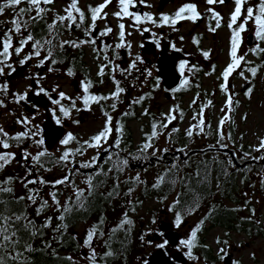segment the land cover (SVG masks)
I'll return each instance as SVG.
<instances>
[{
	"label": "rangeland",
	"instance_id": "rangeland-1",
	"mask_svg": "<svg viewBox=\"0 0 264 264\" xmlns=\"http://www.w3.org/2000/svg\"><path fill=\"white\" fill-rule=\"evenodd\" d=\"M69 0H54V4H52L48 9H51L46 14L49 19L54 20L57 15H66L64 12L65 7L69 5ZM258 0H247L245 4V9L247 6H252ZM2 2V0H0ZM103 0H78V7H80L85 13L89 12V5L95 6L102 3ZM195 3L198 6V11L202 13V11L207 10L206 8L209 5L206 4L205 0H146L145 4H141L139 0H134L133 4L129 6V11L134 13H139L141 16L143 13H149L153 15V17L157 20L156 24L151 23L150 21H146L141 23L140 25L133 26L134 20L131 17H123L117 18L113 15L116 11L120 10V6L118 4V0H112V3L104 10L108 13L106 19H98L96 23V29L98 31L103 30L105 27H111L113 29L112 33L107 35L108 41L110 45L115 41H119V28L118 25L123 23L125 25V37L124 43L125 45L130 44L131 47H122L117 48V52L120 55L116 60L121 61V65L116 72H114L113 76H116L120 81V87L124 88L125 91L122 92L116 103L115 110L112 109L110 115L112 116V133L110 134L106 145L108 146L110 141L114 138L116 134L115 125L117 123V116L120 111L126 110L130 107L133 100H135L138 96H141L144 92L151 90L150 97L146 100V104L140 106L137 109L139 114L143 116L128 120L131 130L133 132L132 137L134 139V147L138 148L140 142L142 141L143 134L141 126L142 123L147 121L146 115H144V109L150 108L152 111L157 113V116L160 117V109L169 112L174 106L182 105L187 109L186 114L182 119L179 120V111L176 112L177 120L181 121L180 126L183 130H187L189 126L195 121H193L192 117L199 111V105L204 102L207 105L209 100L212 101V104L205 108L204 110V119H205V130L208 126H212V129H217L219 120L224 113L221 112L223 108L225 112L228 111L226 107V98L228 93H225L221 88L220 84L223 83L222 72L227 67L228 63H230V35L231 29L228 27V23L230 21V14L234 10L235 4L234 0H225L223 5L217 4L211 7L214 8L215 11L221 14V27L218 28L214 33L210 31V27L215 26V21L211 20L210 16H207L200 21L192 22L189 20L181 21L175 26L171 24H161L160 17L161 14H173L180 6L185 3ZM139 3L142 7L141 12H137L135 9V4ZM23 4V3H22ZM21 4V5H22ZM150 5V6H147ZM161 5V6H160ZM44 6V5H41ZM14 10V9H13ZM11 8H8L4 11L2 15L4 19L11 17L14 13ZM33 10L32 12H34ZM103 15V13H102ZM87 25L90 24V14L87 15ZM243 17H241V20ZM239 22V21H238ZM68 25V24H67ZM65 24V26H67ZM254 25V24H253ZM10 26H4L0 24V35L9 28ZM79 28V27H78ZM83 28V27H81ZM149 29V31H143V29ZM163 29V30H162ZM27 32L23 34L26 35ZM81 32L78 31H66L59 35V38H55V34L52 35V41L56 42L58 45L61 41L72 39L73 36H77ZM129 33H131L129 35ZM247 30L242 33V45L240 46V50H238V55H244L247 53L245 59L250 56L249 54V46L246 39ZM93 37H96V34L92 33ZM181 37L183 39L181 40ZM19 35H13V45H17V40L19 39ZM194 38L199 40V44L194 43ZM148 40L159 41L158 49L155 52H152V47L146 48V43ZM82 41V40H81ZM258 42L254 45H256ZM264 43V42H263ZM260 43V44H263ZM175 44L176 48H172L171 45ZM83 47L86 49V57L85 60L91 65V72L97 77V64L95 61H101V57L97 59V55L94 51V46L91 44H83ZM98 46V44L96 45ZM31 47L26 46L24 51L19 55L12 54L11 59L8 61L15 67L16 71L9 74L10 69L5 68V74L0 76V85L7 84L8 90L5 94H1L0 92V100L4 101V106H0V127H2L6 132L10 133L16 130L26 131L29 126L16 123L18 118L28 117L32 121V125H38L40 129V135H42L43 139V124L47 120H51L56 123V117H61L62 121L60 124L63 125V132L66 136L67 133H72L75 140L69 143L70 146H75L76 143L83 144L84 141L90 140L92 134L103 129L105 125L106 117L104 116L103 109L99 108L96 103H93L89 109L84 110L80 108V97L81 93H84L82 89H78L77 78L78 76H82L83 74H78V71H73L74 75L69 76L68 71L65 68V64H61L58 67H53L50 62H46L45 66L37 67L39 60L41 57H34L29 60L26 64L20 65L19 61L25 57L26 53L30 52ZM148 49V50H147ZM163 50L164 53L168 54L173 50L179 51L177 57L188 55L192 60L200 64L203 68L201 69V78L198 80L197 74L194 75L193 70L188 69L185 71V74H189V81H194L198 83L200 88H193L191 90L183 92L180 96H176L175 94L167 95L165 88H154L153 83L151 81V76H148L146 73V69L150 70L152 75L157 73V69L155 67V62L157 55L160 51ZM204 51H209L210 55L208 58L203 56ZM157 53V54H156ZM139 56L141 61H136V57ZM149 57L150 61L147 60ZM17 59V60H16ZM136 61V68L130 69L132 72H122V69H129L131 63ZM143 64L147 67L143 68ZM213 66H215V71H213ZM243 62L240 68L236 69L230 76L228 80V89L229 93L233 95V105L230 113L231 119L225 122L224 125V134L226 140L224 144L227 145L226 148L234 151H238L240 146L243 144H250L252 148L259 145L260 138H264V67L257 72V75L253 78L249 72H244L245 77L248 80H252L253 91L250 96L245 95V90L250 87L243 88L246 80L239 75V72L243 69ZM55 69L54 71H49V68ZM153 69V71L151 70ZM187 70V68L185 69ZM192 72V73H191ZM211 72V75H207L206 73ZM37 74L40 77H43L39 80V84L36 83V79H38ZM107 76L105 77V79ZM104 79L100 89L108 91L114 87V83L108 82ZM34 82V88L32 84ZM43 87L46 89L47 93L51 95L53 99L59 98V92L63 91L67 97H71V100H63V103L72 104V100L76 102L75 109L72 108L69 117L61 116L62 113L59 112V105H53L51 100L49 99V95L40 94L39 96L43 97V100L46 98L47 102L44 105H39L40 107H35V111H29L25 108V102H28V98L24 101L16 103L14 100L15 94H23L24 92L30 93L31 91L37 93L38 89ZM55 89V91H53ZM95 92H99L95 90ZM199 94V98L196 101V104L193 105L192 101ZM45 99V101H46ZM239 101L237 105L236 101ZM106 103L110 98L105 100ZM30 105L32 102L29 101ZM53 109H55V116L53 115ZM102 110V111H101ZM60 114V115H59ZM245 115L247 119H244ZM74 118H76L74 120ZM74 121H79V123H74ZM230 121H234L236 135L234 137V141H231L227 134V123ZM174 123V122H172ZM166 130V129H165ZM161 135H159L158 140L154 142L155 149H160L155 155H160L164 149H169L171 143L164 136L165 131H161ZM63 135V136H64ZM209 133H201L194 134V138L191 144L201 145L203 146V142L205 140V145L217 146L218 141L212 138ZM31 140V138H29ZM44 140V139H43ZM45 141V140H44ZM45 146L46 143H44ZM105 145V144H104ZM50 151L58 154L63 148L64 145H61L60 140L58 139L52 146H47ZM192 147V146H190ZM188 147V148H190ZM29 149V151L38 150V147L34 144V142H30L25 146L13 145L10 149L11 152L16 154L15 159L10 163L12 165H16L18 163V156L22 160V151ZM71 149V148H69ZM75 149L76 148H72ZM101 148H87V150L81 155L80 153L73 154V162L76 160L83 161L84 163H88L86 161L91 162L93 157H96V154L99 152ZM2 150V149H0ZM227 153L228 150H223ZM31 153V152H30ZM147 153V152H146ZM153 155V151L149 149L148 155ZM140 155V153H137ZM230 154V153H229ZM235 155V154H234ZM264 155V150L260 152H256L252 156H261ZM150 156V155H149ZM236 158V157H235ZM148 159L146 157L144 160ZM237 160V158H236ZM129 162L130 159H128ZM262 161V160H259ZM70 162V161H69ZM68 162L67 168H71L73 162ZM129 166H125V172L128 175L136 176L139 174L142 176H152L155 172L161 167V165H157L156 167L144 166L141 168H137ZM66 168H59L54 171H48L47 174L49 176H54L62 173ZM69 170V169H66ZM67 175L66 173H64ZM264 174V166H262L256 173L251 174L252 178H256ZM26 172L22 171V174L19 178L25 177ZM30 176L27 177V179ZM72 182L80 187L86 185V178L83 177L81 172L75 173L74 177L71 178ZM21 183V182H19ZM258 182L256 181L253 186H257ZM72 185V184H70ZM64 197V196H63ZM252 203L254 204L255 212L253 215L264 222V195L259 192H254L251 195ZM156 207L155 217L152 219V226H148L149 223L148 218L150 219V209ZM135 217V226H137V230H135V235H139L140 244H141V255L135 261V264H144V261L149 262L151 256L159 249L157 245L164 243L167 241L164 232L167 230H162L160 228V223L163 220L173 221L175 216L174 212L171 210H167L162 206L161 203H158L154 200H148L146 204L138 210L137 213L132 214ZM137 217V218H136ZM195 219V217H194ZM187 217L181 218V224L177 227L175 225V229L180 233V238L177 243L172 244L168 242L163 248L167 254H170L173 257L174 264H201L197 260H193L187 258L185 256L186 248L180 244L181 240L188 239L190 237L192 228L194 227L195 220ZM88 223L79 222L77 224V233L81 236L84 235V232L87 228ZM142 228L144 229L142 232ZM151 230V231H150ZM150 231V232H149ZM159 233L160 236L156 237ZM141 234V235H140ZM202 235L205 237L207 241L214 247L216 252H219L221 247H225V250L228 254H231V260L241 259L244 264H264V239L259 236H251L246 234L245 232L230 230L226 232L222 226L216 225L211 226L207 224L206 229L202 230ZM143 237V239H141ZM150 239H149V238ZM222 237L221 241H228V245L230 247L225 246L223 243L218 244L217 238ZM85 240V238H84ZM151 241V243H149ZM84 245V242H83ZM97 248L99 246L98 239L92 242V247ZM86 247L85 251L89 252V248ZM178 252V258L173 254ZM253 253L255 256L253 257ZM83 255V253H81ZM225 259V258H224ZM224 259L219 261V264H224ZM203 264V263H202Z\"/></svg>",
	"mask_w": 264,
	"mask_h": 264
},
{
	"label": "trees",
	"instance_id": "trees-1",
	"mask_svg": "<svg viewBox=\"0 0 264 264\" xmlns=\"http://www.w3.org/2000/svg\"><path fill=\"white\" fill-rule=\"evenodd\" d=\"M50 6L51 5H44L42 7L48 9ZM18 7H28V5L23 3ZM13 11L15 12V9ZM2 15H0V21H10L13 18L14 13L11 17L6 19H4ZM29 15L34 16L36 15V12L34 11L30 14H26L23 18L28 19ZM50 23H53V20L49 19L48 15L46 14L44 20L30 25L31 32L34 37L36 39H41L42 42L47 39H52V35L54 33L50 35L46 28V24ZM1 25H3V27H11V25L8 23H3ZM60 26L61 25L57 24L58 31L61 28ZM52 42L53 45H56V47L53 49V58L57 61L55 64H52L49 61L53 67H58L64 63L65 67L69 65V67L72 69L76 70L78 68L89 77V69L84 67L83 51L70 55L66 49H61V47L57 46L56 42ZM28 46L31 47V42ZM47 47L48 45H45V48ZM261 47H264V43L261 44ZM32 51L33 49L31 47L30 52ZM41 52L43 56L44 50ZM111 52L114 55L117 53V48H115L114 45L111 48ZM27 54L28 53H26L25 56ZM46 54L47 53H45V55ZM246 60L252 61V63H243V71H247L249 67L258 65V71L264 67V54H255L253 58ZM132 71L133 70H130V72ZM196 72L198 73L197 76L198 80L200 81V69L196 68V70H193V74ZM195 87L200 88L198 83L194 81H189V86L186 88H181L180 82L179 85L173 90L176 96H180L183 94V92L191 90ZM1 94L5 93L2 92ZM150 95L151 93L149 91L146 93L144 92L141 96H144L145 99L141 103H131L128 109L122 110L120 111L121 113L118 114L116 120L120 123L119 125L116 123L114 127L117 132L111 142L115 145L116 140L120 138L119 141L123 147L119 146L117 151L108 156L107 163H104L103 166L98 167L96 172L83 176L86 178L85 182L89 177H92V183L95 185V187L91 190L90 194L87 183L85 186L79 187L85 189V207L83 209L73 207V210L70 213L65 214V220L63 223L67 224L68 226L63 230L62 234L54 231V229L61 223L57 217L62 214V210L53 205L49 193L53 190H56L58 191L57 198L60 200L61 205H74L75 197L73 195V187L70 184L57 185L55 188L50 186L52 182L65 176V169L62 171V173L52 177L49 176L47 172L52 171L54 173L55 170L63 168L64 166L62 164H54L53 161L58 159L66 150V148L79 149L81 148L82 143L79 144L78 142L74 147L67 145L58 154L50 151L45 145L38 147L34 143L38 147V150L29 151V149H27V151L31 152L32 155H35L42 149H47V152L51 154L50 157L45 156L41 158L43 164L42 167H38L37 165L33 164L31 159L26 162L23 160V158L21 160L20 156H18V163L16 165L8 164L3 169H0V181H3L7 177L14 178V183L12 186L14 187V195L16 197H27L29 194L24 185L19 183L18 179H15L19 178V176L22 174V171L26 172L27 168H32L31 176L29 177L30 179L40 177L47 182L45 184L37 183L29 185L30 188L38 189L39 196L42 197L43 200L48 201V205L39 214H37V205L40 203L39 199L37 200V204H32L30 201L25 199L13 206L17 212L23 210L27 215H29L36 226L43 225L48 217H52L51 227L40 229L42 235H37L30 239L27 236L24 237L25 243L31 244V249H16V251L22 253V260L26 259L29 264H70L67 258L71 257V264H90V261L86 259L89 252L85 251L86 247H84L83 242L86 232L96 226L98 231L103 232V236L94 238V240L98 239L99 241V246L97 248L93 246L97 252L98 264H135V261L140 257L142 251L140 239L138 237L139 235H135L137 226H135V217H133L132 214L137 213L138 210H140L148 200L157 201L158 203H161L162 206L167 210L174 212V223L178 214L181 216V218L187 217L194 219L195 217V224L192 230L195 229L197 225H200L201 220L204 221V223L200 225L199 231L197 233L196 246L192 249V255L199 257L197 261H199L201 264H219V261L221 260V254L216 252L214 247L202 235V230L206 229L207 224L211 226H222L226 232H229L230 230H236L245 232L251 236H259L264 239V222L255 217L251 211L254 209L251 195L254 192H259L264 195V174L259 175L257 179L252 178L251 175L256 173L262 166H264L262 165V162L259 161V164L257 165L253 164L255 168L252 169L250 163L247 161L245 162V165L242 167V169H238V167L232 161H229L224 155H221V153H211L204 155L203 153L194 152L197 150L196 147L201 145L191 144L194 136L189 138L185 135L186 130L181 128V121H173L174 123L169 125V129L165 130L158 128L157 131H165L164 136L171 144H177L178 146H181L182 144L192 146L190 147V150H193V152L188 154V164H184V158H179L174 163L162 165L157 170V172H155L154 175L150 177H140V182L129 179L135 176L126 174L125 166L122 168V170H117V166H119L120 162L124 159H130L131 162H129V166L130 163L137 164L138 162H141L140 166L143 165L142 167L151 166L148 165V161L152 159V153H150L149 156L148 150L147 153L141 154L139 149L145 141V134L151 133V125L154 122L159 123L163 119V114L167 113V111L165 112V110L160 109V117H158L157 113L148 108L149 115H146L147 121H145L143 125V138L138 148L134 147L132 130L129 126H127V124L125 125V123H127L126 121L143 116L137 112V109L140 108V106L146 104V100L150 97ZM177 106L179 113L182 112L184 117L187 109L182 105ZM105 108L103 109L108 112L112 111V108ZM125 112H130L131 114L124 116L123 114ZM180 119L181 118L179 116V120ZM227 126V134L230 140L234 141V137L236 135L234 121L228 122ZM171 128H177L178 131L174 132L172 134V138L169 139L167 133ZM21 131L22 130H16L10 132L9 134L10 136H15ZM205 131L211 136L213 135L212 138L215 139V141H218V135L216 130L212 129V126H208ZM41 138L42 135L40 134L39 136L35 137V139ZM158 138L159 136L154 139L153 144L156 142V140H158ZM62 139H64V137H62L61 140ZM225 140L226 138L224 137V141ZM32 141V138L31 140L26 138L20 143L15 141H10V143L12 146H25ZM224 141L222 142L224 143ZM72 150L70 162H73V154L77 153L75 149ZM240 151L243 159H249V157L255 153L250 144L241 145ZM137 153H140V155ZM245 153H250V155L245 156ZM138 156L140 159L135 158ZM146 157H148V159L144 160ZM205 162H207V166L210 168L206 180L204 179L203 175ZM173 164L179 165V176H191L192 178L185 184H181L178 177H175L177 179V183L175 185L168 183V169L171 168ZM70 167L75 172L76 167L73 165ZM142 167L137 168L142 169ZM198 168L202 174L200 179L203 181L200 183L196 182L197 178L195 176ZM161 175L166 177L165 182L160 184L159 187L154 188L153 184L157 182V178ZM256 181L258 184L255 187L253 185ZM114 186L118 187L119 194L112 195L111 198H109L107 193L111 192ZM129 187H132L134 191L130 196H126L125 193L128 191ZM69 197H73L72 201H68ZM5 199H7V197H5ZM177 199H179V203H176ZM149 209L151 213L150 219L148 218L149 223L147 225L152 226V219L155 217L156 207L148 208V210ZM125 214H127V219L130 220L131 223L125 224L124 227L121 228L119 225L125 218ZM249 217H251V219H248ZM79 222L88 223L83 236L79 235L76 230L77 224ZM113 229H116V231H113ZM143 230L144 229L142 228V232ZM219 239L221 240L222 237H219ZM105 241H108L107 245L105 244ZM105 251H111L113 255L109 257H103V253ZM187 251L188 250L186 249V252ZM186 252L185 256L192 259L186 255ZM81 253H83V255H81ZM233 261H239L240 264H244L241 259H236ZM178 264L180 263L178 262Z\"/></svg>",
	"mask_w": 264,
	"mask_h": 264
},
{
	"label": "snow or ice",
	"instance_id": "snow-or-ice-1",
	"mask_svg": "<svg viewBox=\"0 0 264 264\" xmlns=\"http://www.w3.org/2000/svg\"><path fill=\"white\" fill-rule=\"evenodd\" d=\"M134 0H118V4L120 6V10L113 13V15L117 18H123V17H131L134 20V27L137 25H140L141 23H144L146 21H150L153 24L157 23V20L153 17V15L149 13H134L129 11V6L132 5ZM141 4H145L146 0H139ZM206 4L209 5L207 8V13L209 14L211 20H214L215 26L210 27V31L213 33L221 27L220 21L222 19L221 14L214 10L213 5H223L225 3V0H205ZM247 0H234V10L230 14V21L228 23V27L231 29V35H230V63H228L227 67L222 72L223 77V83L220 84V88L225 92L228 93L226 98V107L228 109L227 112L222 108L221 112L224 113V115L221 116L216 133L218 135V146L221 148H226L227 145L224 144L222 141L224 140V125L225 122L231 119L230 113L232 111V105H233V95L229 93L228 89V80L229 76L238 68H240L242 62L244 64H251L252 61H248L245 59L247 53L244 55H238V49L240 47V44L242 43V33H244L246 30H248L247 26L249 22H253L254 24V36L259 42H264V0H258L257 5L255 6H248L245 9V4ZM22 3H26L28 7H18ZM112 3V0H103L102 3L91 6L89 5V12H90V24H88L86 27H84V31L89 37L86 40L82 41H73V40H64L59 43V47L63 48L65 45H70L72 47H79L83 44H91L93 46L96 45V40L98 37H104L107 36L109 33H112L113 29L111 27H105L103 30H101L98 33V37H93L92 33L96 30V23L98 19H106L108 13L104 11L110 4ZM54 4V0H3V2H0V15L4 13V11L8 8L15 9L14 16L10 21H0V24L8 23L11 25V27L7 28L2 35H0V76H3L5 74V68L7 67L10 69L9 74L16 71L15 67L12 66L11 63H8V61L11 59V56L13 53L15 55L19 56L25 49L27 45L31 42V47L33 49L32 52H29L23 59L19 61L20 65L26 64L29 60L33 59L34 57H41V51H46V55L39 60V63L37 64V67H43L46 62H51L52 64L57 63V61L53 58V49L56 47V45H53L52 39H47L42 42L41 39H36L34 35L31 32L30 25L39 23L40 21L44 20L46 13L50 11L51 9H47L45 7H42L41 5H52ZM150 6V5H147ZM33 10H35L36 15L32 16L29 15L28 19H24L23 17L26 14H30ZM64 12L66 15H57L53 23L46 24V28L50 35L53 33L55 34V38H59V31L57 29V24L64 25L65 21H69L70 23L67 25L68 28H71L73 26L75 27H81L85 21V12L78 7V0H70V3L67 7H65ZM103 13V15H102ZM241 17L243 19L241 20ZM205 18L203 14H201L198 11V6L195 3H185L182 6H180L173 14H161L160 22L161 24H171L175 26L181 21L189 20L192 22H196L200 19ZM238 21H241L238 23ZM119 28V39L120 43H117L115 45V48H122V47H131L130 44L125 45L124 43V37H125V25L123 23H120L118 25ZM143 31H149V29L145 28ZM27 32V35H24L23 33ZM19 35V39L17 40V45H13V35ZM131 33H129L130 35ZM183 37H181V40ZM257 43L255 46L248 49L249 52L255 53V54H264V47H261L260 43ZM157 45L159 46V41H156ZM194 43L199 44V40L194 38ZM45 45H48L47 48H45ZM111 47V45H104L103 48H95L94 51L97 52V59L100 58V53L104 52L103 59L106 61V63L100 64L99 70L97 75L99 77H103L105 75V69L109 68L110 65H113V61L110 60V58L107 56L106 51L107 49ZM172 48H176L175 44L171 45ZM210 55L209 51H204L203 56L205 58H208ZM136 61H141V58L139 56L136 57ZM136 61H133L129 67V69H122V72H129L130 69L136 68ZM188 65V61H181L179 65V69L181 74L184 73L186 66ZM119 68L118 65H114L111 67V72H116ZM259 65L254 67H249L247 69L248 72L251 73L253 77L257 75ZM55 69L49 68V71H54ZM190 70H196V66L192 65ZM148 76H151L152 73L150 70H145ZM213 71H215V66H213ZM207 75H211V72L206 73ZM68 75H74L71 69L68 71ZM239 75L243 77L246 82L248 80L247 77L244 75V71L241 70L239 72ZM38 79H36V83L39 84V80L43 77H40L39 74H37ZM115 81V91H113L110 94L111 98L118 99L120 94L125 91L124 88L120 87V81L115 79V76L112 77ZM101 82H103L101 80ZM82 83V89L84 93H88L90 81L85 83ZM189 86V80L185 78L181 82V88H186ZM155 87H159V84L157 83ZM8 90L7 84L0 85V92L6 93ZM55 91V89L53 90ZM253 89L252 87H248L246 89L245 95L250 96ZM46 94L49 95V99L51 100V103L53 105H59V112L62 113L63 117H69L71 109L67 108L62 104L63 100H71V97H67L66 94L61 91L59 92V98L53 99L50 94L47 93L46 89L43 87H40L37 91V95L40 94ZM28 97V92H24L23 94H15L14 100L16 103H19L21 101L26 100ZM199 98V94L196 98L193 99L192 104L195 105L197 99ZM109 99V96H96V95H84L82 96V100L85 106L89 105L90 101L100 102L102 100ZM145 99L144 96H140L137 99L133 100V104H139ZM237 105L239 104V101H236ZM212 104V101L209 100L207 102V105L201 104L199 105V111L194 114L192 117L193 121L195 123L191 124L189 128L186 130L185 135L189 138H192L194 134H201L205 133V119H204V110L206 107ZM0 106H4V101L0 100ZM72 108L76 107V102L72 100L71 104ZM112 109L115 110L116 105H111ZM177 107L174 106L172 109L169 110L168 113L163 114V119L156 123L154 122L151 127L152 131L150 134H145V141L143 142L141 148L139 149L140 153H146L149 149L153 150V155H155L157 152L160 151V149H155L153 141L155 138H157L159 135H161V132H158L157 129H169V125L177 120ZM53 115L55 116V109L52 110ZM106 117L105 125L101 131H99L96 135L92 136L90 140L84 141L81 148L76 149L75 151L83 155V153L87 150V148H103L104 144L107 143V140L112 133V116L108 112L103 113ZM130 112H125L123 115L128 116L130 115ZM144 115H149L148 109H144ZM180 118H183V113H179ZM244 119H247V116L245 115ZM16 123L23 124L29 126L26 131H21L17 133L15 136H10L8 132H6L2 127H0V169H3L5 166L10 164L14 159L16 154L14 152L9 151L8 149L11 148L10 141H15L17 143L22 142L26 138H32L33 142L38 146H43L45 141L41 139H35V137L39 136L40 129L38 125H32V121L28 117H22L18 118ZM56 123H61V117H56ZM74 123H79V121H74ZM210 127V126H209ZM119 130V129H118ZM178 131L177 128H171L167 135L168 138H172V134L174 132ZM76 137L73 136L72 133H67L66 138L62 139L60 141L61 145L67 146L69 143L73 140H75ZM120 141L119 139L116 140L115 147L119 148ZM109 148L113 147L112 145L108 146ZM210 148L216 147V146H209ZM187 145L184 146V148L179 149L180 152H182L185 156L184 164L189 163L188 159V152H187ZM256 152H260L261 150H264V138H260L259 145L254 147L253 149ZM72 149H67L63 152V154L56 160L53 161L54 164H62L64 167L67 168V164L70 161V157L72 156ZM164 152H167L168 149H164ZM250 153H245V156H249ZM45 156H51L50 153L47 152V149H42L38 151L35 155H32L30 152H28L26 149L22 151V158L24 161H28L31 159L32 163L37 165L38 167H42V157ZM136 159H140V157H135ZM253 160H264V155L261 156H253ZM99 160V154H97L96 157H93V160L88 163L81 164L80 167L88 168L94 166L95 162ZM129 163L128 159H124L120 162L119 166H117V170L120 171L124 166H127ZM179 165L173 164L171 168L168 169V183L171 185H175L177 183V179L175 177L179 178V182L181 184L187 183L188 180H190L191 176H179ZM68 171H73V169H69ZM76 172L79 171L78 168L75 169ZM110 171V170H109ZM210 171V168L207 166V162H205L204 166V179L206 180L207 174ZM32 168L26 169V175L23 178H15L18 179L19 182H21L24 187L28 191L27 197H16L14 195V187L12 186L14 183L13 177H7L3 181H0V264H29V262L25 259L22 260V253L16 251L18 248H24L25 250L31 249L30 243H25L24 237L27 236L30 238L42 235V232L40 229L42 228H48L51 227L52 224V217H48L43 225L36 226L35 223L32 221V219L27 215L23 210L17 212L14 209V205L18 204L20 201H23L27 199L32 204H37V200H40V203L37 205V214H39L47 205L48 201L43 200L42 197L39 196V190L30 188L29 185L33 184H45L47 183L40 177H36L34 179H27L28 176H31ZM201 172L199 168L197 169L195 176L197 178V183L203 182L201 181ZM130 180H134L136 182H140V176L137 174L135 177L129 178ZM166 177L164 175H161L157 178V182L153 184V187H159L160 184L165 182ZM88 185V191L89 194L91 193V190L94 189L95 185L92 183V177H89L86 181ZM65 184H72L73 187V195L75 197V204L74 205H61L60 200L57 198L58 191L53 190L49 193L50 198L53 202V205L57 207L58 209L62 210V214L57 217V219L61 222L54 231L57 233L63 232L64 229L67 228V224L63 223L65 220V214L70 213L73 210V207L83 209L85 207L84 204V198H85V189L79 188L76 186L70 179L68 175L63 176L61 179L56 180L51 183V187L55 188L57 185H65ZM134 191L132 187L128 188V191L125 193L126 196H130L131 193ZM118 193V187L114 186L113 190L107 195L109 198H111L112 195H117ZM7 197V199H5ZM73 197H69L68 201H72ZM176 203H179V199H177ZM253 213L255 212V209L251 210ZM248 219H251L249 217ZM131 221L127 219V214H125V218L121 221L119 227H124L125 224H130ZM204 223L203 220L200 221V225ZM181 224V216L178 214L176 216L175 225L178 227ZM200 225H197L195 229L191 231L190 238L184 239L180 241V244L183 245L188 251L186 252V255L191 257L193 260H198L199 257L192 255V249L196 246L197 241V233L199 231ZM113 231H116V229H113ZM103 236L102 231H98V228L94 226L93 228L89 229L86 232L84 245L89 248V254L86 257L88 261H90V264H98V256L96 249L92 247V242L94 238H99ZM143 239V237H141ZM151 243V241H149ZM168 243V241H164V243L157 245L158 248H164L165 245ZM217 243H223L225 246L230 247L228 245V241H221L219 238H217ZM105 244H108V241H105ZM206 247V246H205ZM220 259L223 260L228 253L225 250V247H221L219 249ZM113 255L111 251H105L103 253V257H109ZM253 257L255 256V253L252 254ZM68 261L72 262V258L68 257ZM144 264H148L147 261H144ZM232 264H240L239 261H233Z\"/></svg>",
	"mask_w": 264,
	"mask_h": 264
},
{
	"label": "flooded vegetation",
	"instance_id": "flooded-vegetation-1",
	"mask_svg": "<svg viewBox=\"0 0 264 264\" xmlns=\"http://www.w3.org/2000/svg\"><path fill=\"white\" fill-rule=\"evenodd\" d=\"M69 3H70V0L68 1ZM257 3H258V1L257 2H255L252 6H255V5H257ZM248 7V6H247ZM246 7V8H247ZM207 9V8H206ZM139 11V10H138ZM142 11V10H141ZM141 11H139V12H141ZM203 12V11H202ZM88 13L90 14V12H87V13H85V21H84V23H83V25L81 26V27H83V28H81V27H75V26H73V27H71V28H68L67 26H65V24L67 25V24H69L70 22L69 21H65L64 22V25H61L60 27V30H59V35L60 34H62L63 32H66V31H73V32H75V31H78V32H81L82 31V34L81 33H79L77 36H73V38L72 39H67V40H73V41H77V42H79V41H81V40H86V39H88L89 37L87 36V34L85 33V31H84V27H86L87 26V18H89L87 15H88ZM207 16H209V14L207 13V11L205 10V17H207ZM239 22H241V21H239ZM238 22V23H239ZM248 26H250V28H248ZM248 26H247V28H248V30H247V35H246V39H248V33L249 32H253L254 33V25H253V22H249V24H248ZM163 30V29H162ZM100 31H98L97 29L93 32L94 34H96V37H98V33H99ZM148 41H150V40H148ZM152 41H154V40H152ZM155 42V41H154ZM257 42H259L258 40H257ZM117 43H120L119 41H115L113 44H111V47H109L108 49H107V51H106V54H107V56L110 58V60H112L113 61V65H110V67L109 68H107V69H105V75L101 78V77H99L98 75H97V77H96V75H94L92 72H91V65L88 63V65H87V62H86V60H85V57H86V49H85V47H83L82 45L81 46H79V47H72V46H70V45H65L63 48H61V49H66L67 50V52H68V54H75V53H79V52H81V51H83V53H84V67H86V68H88L89 69V72H90V74H89V77L88 76H86V74L82 71V70H80V69H72L71 67H69V65L67 66V67H65L66 68V70L67 71H69V69H71L72 70V72L73 71H78L79 73L78 74H83L82 76H78L79 78H77L78 80H77V85H78V89L80 88V89H82V83L81 82H85V83H87V82H91L90 83V86H89V91H88V93H81L80 95H79V97H80V100H81V103H80V108L81 109H84V110H87V109H89L90 108V106L93 104V103H96L98 106H99V108H101V109H103V108H105V107H107V108H112L111 107V105L112 104H115L116 105V103L118 102L116 99H114V98H111L110 97V94L113 92V91H115V87L114 88H112V89H110V90H108V91H105V90H102V89H100V87H101V85H102V83L103 82H101V80L102 81H104V79H105V77L107 76V78L105 79L106 81H108V82H112V83H114V80H113V72H111V67L112 66H114V65H121L122 63H121V61H120V63H119V61L118 60H116L117 59V57L120 55V53L119 52H117V53H115V55L114 54H112V52H111V48H112V46L114 45L115 46V44H117ZM247 43H248V41H247ZM260 43V42H259ZM57 44V43H56ZM98 44V46H96ZM96 45L94 46L95 48H103V46L104 45H110V42L108 41V38H107V36H104V37H98L97 38V40H96ZM155 45H156V49H155V51L158 49V45H157V43L155 42ZM242 45V43L240 44V46ZM57 46H58V44H57ZM249 46V45H248ZM253 46H255L254 44L253 45H251V46H249V48H251V47H253ZM238 50H240V47H239V49ZM171 52H177V54L179 53V51H177V50H173V51H171ZM170 52V53H171ZM45 51H44V53H43V56H45ZM95 53H96V55H97V52L95 51ZM170 53H168V54H166V53H164V51L163 50H161L160 51V53L157 55V58H156V62H155V67H156V69H157V73L156 74H153V75H151V81H152V83H153V87L154 88H165L166 89V91H170V94L171 95H173L174 94V88L176 87V86H178L179 85V83L180 82H182V80L183 79H185V78H187L188 80H189V74L187 75V74H185V73H183V74H181V72H180V69H179V65H180V62L183 60V61H188V65L186 66V68H187V70H185V71H188V69L189 68H191V66L192 65H195L196 66V68H198V69H200V71H201V69L203 68L200 64H198L197 62H195L194 60H192L193 58H191L190 56H188V55H183V56H179V57H177L176 58V60H175V70H176V72L180 75V77H179V80H178V82L174 85V86H171V87H166L165 86V84H164V82H163V78H162V76L159 74V68H158V59H159V57L161 56V55H169ZM105 53L104 52H101L100 53V57H101V61H99V60H97V61H95V63L97 64V70H99V66H100V64H103V63H106V61L103 59V55H104ZM157 54V53H156ZM249 54H250V56H248L246 59H250V58H253L254 56H255V54L254 53H251V52H249ZM147 60L148 61H150V59H149V57L147 58ZM62 64H64V63H62ZM45 66V65H44ZM145 67H147V66H145L144 64H143V68H145ZM185 68V69H186ZM152 71H153V69H151ZM184 71V72H185ZM244 72H247V71H244ZM98 73V72H97ZM192 73V72H191ZM193 74V73H192ZM198 75V73L196 72L194 75ZM115 79L117 80L118 78L115 76ZM154 79V80H153ZM34 83V82H33ZM159 84V87H155V85L156 84ZM252 85L254 84V81H253V83H251ZM250 86V87H253V86ZM34 85H32V87H33ZM93 87L95 88V90H98L99 92H95L94 90H93ZM34 88V87H33ZM102 88V87H101ZM83 90V89H82ZM246 91V90H245ZM147 92V91H146ZM145 92V93H146ZM149 92L151 93V90H149ZM35 93V92H34ZM36 94V93H35ZM84 95H96V96H109V98H110V102L111 103H109V101L106 103V101L105 100H102V101H100V102H95V101H90L89 102V105L88 106H85L84 105V103H83V100H82V96H84ZM28 96H29V93H28ZM138 97H140V96H138ZM137 97V98H138ZM46 99V98H45ZM48 99V98H47ZM47 99H46V102H47ZM49 100V99H48ZM32 102V105H35V107H40L39 105L38 106H36V104L35 103H33V101H31ZM62 104H64V106L65 107H67V108H70V109H72V107H71V105L70 104H66V103H63L62 102ZM201 104H205L204 102H202ZM200 104V105H201ZM25 108H26V102H25ZM27 109V108H26ZM75 109V108H74ZM106 109V108H105ZM27 110H29V109H27ZM111 110V109H110ZM29 111H31V110H29ZM32 111H35V110H32ZM102 111V110H101ZM103 111L104 112H108V111H106V110H104L103 109ZM109 114H110V112H108ZM61 116H63L62 114H61ZM64 119H65V117H64ZM76 118H74V120H75ZM61 121H62V119H61ZM127 123H125V125L127 124V126H129L130 127V125H129V121H126ZM119 121H117V124L119 125ZM143 125H144V123H142V127H143ZM122 129V128H121ZM130 129H131V127H130ZM101 131V130H100ZM99 132V131H98ZM98 132H96L95 134H92L91 135V137L92 136H94V135H96ZM142 132H143V129H142ZM132 134H133V132H132ZM143 134V133H142ZM64 137V136H63ZM90 137V138H91ZM120 139V138H119ZM112 141V140H111ZM110 141V143H109V145H112L113 147H111V148H109L106 144L103 146V148H101L100 150H99V152L97 153V154H99V160L98 161H96L95 162V164H94V166L96 167L95 168V170L93 171V172H91V171H85V169H88V168H83V167H80V165L81 164H83V161H75L74 163H73V166L74 167H76V168H78L79 169V171L78 172H74V171H68V170H66L65 169V173L71 178H73L74 176H73V174L75 175V173H79V172H81L82 174H83V176L84 175H86V174H93L94 172H96L97 170H98V167H100V166H103L104 165V163H107V160H108V156H110V155H112L115 151H117V147H115V145L114 144H112V142ZM203 146H198V147H196V151H194V152H196V153H203L204 155H208V154H213V153H221V155H224L229 161H232L237 167H238V169H242V167L245 165V162H249L250 163V165H251V167H252V169H254L255 168V166L254 165H257V164H259V160H253L252 159V155L249 157V159H243V157L241 156V151H240V149L238 148V151L236 152L235 151V157L237 158V160H236V158L235 159H233L232 158V156H231V153L229 154V153H227L226 151H223V150H221L220 148H219V146H216V147H213V148H210L209 146H212V145H205V140H204V142H203ZM120 147H123L122 145H121V143H120V145H119ZM184 146H185V144H182L181 146H178L177 144H171L170 145V147H169V149H168V152H167V155L166 156H164L163 155V153H164V151H162V153L160 154V155H153L152 156V159H150L149 161H148V165H151L152 167H156L157 165L159 166V165H165V164H169V163H174V162H176L179 158H181V159H185V156H184V154L183 153H180V152H178V153H176L175 155H172L171 154V150H175V149H181V148H184ZM188 147H190V146H187V152H188V154L190 153L189 151H190V149L191 148H188ZM220 149V150H219ZM104 150V153L100 156V154H101V151H103ZM97 154H96V156H97ZM93 160V159H92ZM90 161V160H89ZM89 161H86V162H89ZM262 162V165H264V160H262L261 161ZM139 163V162H138ZM138 163L137 164H134V163H130V166H131V164L132 165H135L134 167H142V166H138ZM254 164V165H253ZM72 169V168H71ZM173 222V227L175 228V225H174V221H172ZM168 231V230H167ZM167 231L166 232H164V235L166 236V233H167ZM149 238V237H148ZM151 238V237H150ZM149 238V239H150ZM166 239H167V237H166ZM167 241H168V239H167ZM234 260H236V259H234ZM232 261L233 260H231L230 261V263H232Z\"/></svg>",
	"mask_w": 264,
	"mask_h": 264
},
{
	"label": "water",
	"instance_id": "water-1",
	"mask_svg": "<svg viewBox=\"0 0 264 264\" xmlns=\"http://www.w3.org/2000/svg\"><path fill=\"white\" fill-rule=\"evenodd\" d=\"M165 1V0H161ZM161 6V5H160ZM135 8L139 11L142 10V7L140 6L139 3L135 5ZM203 16H205V10L201 13ZM201 20V19H200ZM198 20V21H200ZM250 28V26H248ZM248 45L251 46L256 43L257 39L254 36L253 32L248 33ZM153 49L152 52H155L156 45L155 42L150 40L146 43V48H149L150 46ZM148 50V49H147ZM177 58V52H171L169 55H161L158 59V68H159V74L163 78V82L166 87H171L174 86L178 80L180 75L176 72L175 70V60ZM251 84V80H247V82L244 83L243 88L248 87ZM34 85V83L32 84ZM166 94L169 95L170 91H166ZM29 101H33L36 105H44L46 103L45 99L43 100L42 96H39L35 94L33 91L29 93V96L27 97ZM26 102V108L29 110H35V105L31 106L30 103ZM63 132V125L61 124H56L51 120H47L43 124V135H44V140L47 146H52L62 135ZM223 150H228L233 159H235L234 153L231 149L228 148H222ZM168 152V151H167ZM167 152H164L163 155L166 156ZM180 152L179 149L171 150V154L175 155L176 153ZM190 153L193 152V150L189 151ZM104 153V150L101 151L100 156ZM182 153V152H180ZM100 158V157H99ZM138 165H141V162L138 163ZM133 165L131 164V167ZM95 166L89 167L88 169H85V171H91L93 172L95 170ZM160 228L162 230H168L166 233V237L168 241L172 244L177 243L178 239L180 238V233L178 232L177 229L173 228V222L170 220H163L160 223ZM157 234L156 237L160 236L159 233ZM174 256H178L179 253L176 252L173 254ZM230 258L231 254H228L225 259L224 263L229 264L230 263ZM175 262L173 261V257L170 254H167L163 248H159L152 256L148 264H174Z\"/></svg>",
	"mask_w": 264,
	"mask_h": 264
},
{
	"label": "bare ground",
	"instance_id": "bare-ground-1",
	"mask_svg": "<svg viewBox=\"0 0 264 264\" xmlns=\"http://www.w3.org/2000/svg\"><path fill=\"white\" fill-rule=\"evenodd\" d=\"M175 257H177V258H178V256H176V255H175Z\"/></svg>",
	"mask_w": 264,
	"mask_h": 264
}]
</instances>
